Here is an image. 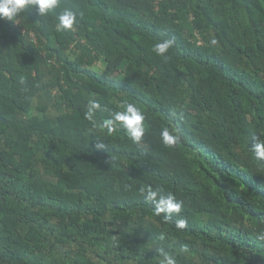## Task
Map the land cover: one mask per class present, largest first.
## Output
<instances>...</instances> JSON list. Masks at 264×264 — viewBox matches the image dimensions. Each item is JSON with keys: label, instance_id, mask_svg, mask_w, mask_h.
<instances>
[{"label": "trees", "instance_id": "trees-1", "mask_svg": "<svg viewBox=\"0 0 264 264\" xmlns=\"http://www.w3.org/2000/svg\"><path fill=\"white\" fill-rule=\"evenodd\" d=\"M66 10L77 23L62 31ZM129 103L145 116L138 143L106 126ZM254 136L264 0H58L0 20V264H264ZM149 186L180 213L155 214Z\"/></svg>", "mask_w": 264, "mask_h": 264}, {"label": "clouds", "instance_id": "clouds-1", "mask_svg": "<svg viewBox=\"0 0 264 264\" xmlns=\"http://www.w3.org/2000/svg\"><path fill=\"white\" fill-rule=\"evenodd\" d=\"M57 4L58 0H0V20H7L14 24L17 17L28 8L35 9L38 16H44L55 9ZM58 19V26L62 31L71 30L73 25L77 23V16L71 10L64 11L59 15ZM211 43L214 45L216 41L213 39ZM173 44L174 41L172 39H164L157 42L152 50L158 56L164 55ZM100 108L101 105L99 102L92 101L85 114L86 119L92 120L96 110ZM144 121L145 116L141 110L136 105L129 103L124 105L123 111L115 112L112 118L107 121L106 126L110 127L118 122L119 126L125 130L129 138L133 142L138 143L145 134ZM160 136L163 144L168 147H174L180 140L178 135H174L167 128L162 129ZM252 140L254 142L250 148L251 152L257 160L264 161V141H261L255 136ZM95 147L99 150H106L107 144L103 140H100L96 141ZM142 191L147 201L155 203V214L159 215L163 213L166 220L171 219L173 213H180L183 207V202L177 200L172 194L162 195L160 190H153L151 186ZM176 226L184 228L186 222L184 220H178L176 221ZM181 251H187V247L182 246ZM164 261L165 264H176L175 257L167 253H164Z\"/></svg>", "mask_w": 264, "mask_h": 264}]
</instances>
